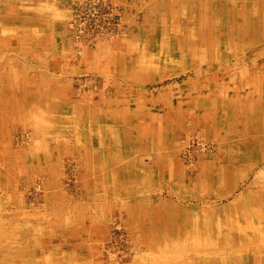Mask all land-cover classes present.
<instances>
[{"label": "rangeland", "instance_id": "obj_1", "mask_svg": "<svg viewBox=\"0 0 264 264\" xmlns=\"http://www.w3.org/2000/svg\"><path fill=\"white\" fill-rule=\"evenodd\" d=\"M0 264H264V0H0Z\"/></svg>", "mask_w": 264, "mask_h": 264}]
</instances>
